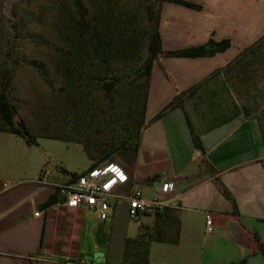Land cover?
<instances>
[{
    "label": "crops",
    "instance_id": "obj_1",
    "mask_svg": "<svg viewBox=\"0 0 264 264\" xmlns=\"http://www.w3.org/2000/svg\"><path fill=\"white\" fill-rule=\"evenodd\" d=\"M186 1L202 9L171 2L160 6L164 51L201 46L211 39L231 45L210 57L162 56L154 63L145 114L150 123L138 153L114 161L125 179L114 189L122 198L107 220L95 209L67 207L60 196L46 205L56 184L72 182L71 174L64 170V178L51 173L40 183L44 168L39 164L27 180L24 143L0 132L5 154L0 159V264H139L124 261L128 239L150 240L148 264H264V121L237 115L207 128L204 116L195 121L188 111L193 95L183 108L153 120L179 93L223 70L264 37V0L261 5H255L259 0ZM188 121L203 152L194 146ZM164 182L174 183L172 204L131 220L123 197L140 190L150 200ZM119 218L126 219L124 230ZM101 227L108 229L106 245H100ZM98 247L102 250L96 251Z\"/></svg>",
    "mask_w": 264,
    "mask_h": 264
},
{
    "label": "rangeland",
    "instance_id": "obj_2",
    "mask_svg": "<svg viewBox=\"0 0 264 264\" xmlns=\"http://www.w3.org/2000/svg\"><path fill=\"white\" fill-rule=\"evenodd\" d=\"M82 1L88 17H98V31L93 33L90 43L83 42V49L74 33L73 25L79 13L73 0H0V71L13 70L10 100L18 111L16 120L23 119L38 138V145L29 146L22 137L14 136L15 141L24 143L27 180L36 175L39 164H43V172L48 171L55 177L65 178L64 170L70 174L82 173L90 165L78 144L85 138L84 134L105 143L114 134L112 121L120 123L122 119L131 127L140 119L143 88L137 76L147 56L148 42L143 35L149 18L147 6L152 4L157 10L159 1ZM262 2L256 1L255 5ZM69 48L80 55L68 62L67 69L73 68L76 80L67 86L61 73L66 69L64 57ZM34 59L45 64L54 89L31 64ZM105 69L122 77V82L108 95L92 79ZM61 86L65 92H59ZM188 100L191 116L195 121L197 116H204L207 128L237 115L264 121V38ZM59 135L72 143L45 139ZM1 149L0 159L5 158ZM119 224L124 230L126 219L119 218ZM99 231L100 245H106L108 229L101 227ZM99 248L102 250L98 247L96 251ZM133 260L141 262L143 258Z\"/></svg>",
    "mask_w": 264,
    "mask_h": 264
},
{
    "label": "trees",
    "instance_id": "obj_3",
    "mask_svg": "<svg viewBox=\"0 0 264 264\" xmlns=\"http://www.w3.org/2000/svg\"><path fill=\"white\" fill-rule=\"evenodd\" d=\"M74 4L77 8L79 16L76 18L74 23V33L79 39L78 44L80 48H84V43L88 44L92 41L95 34L94 32L98 31V24L96 23L98 17L95 15L93 18H89L87 14V8L85 7L82 0H73ZM159 6L157 10L154 9V6L151 4L147 6L148 13V22L147 26L143 31V35L147 38V56L144 60V63L138 69L137 79L139 84L142 82L143 88V97H142V105L140 112V119L133 124L131 127L126 125V122L120 119V123L118 121H112V129L114 134L111 135V138L106 140L105 143H101L97 138H92L89 134L83 135V140L80 141V144L83 148V151L86 153L88 159L91 161V165L88 170L98 167L101 164L114 162L118 156H123L125 154L131 153L136 155L140 149L142 135L144 129L148 126L150 122L146 121V107L148 100V92H149V83L152 74V68L156 61H158L162 56L169 57H186V58H200V57H210L214 56L219 52L225 51L229 48L230 41L223 40L220 42H216L213 39L209 40L208 43L189 48L182 49L178 51H164L162 47L161 35H160V6L163 2H171L181 6H185L188 8L201 10L202 7L195 3L186 1V0H158ZM93 34V35H92ZM264 38V37H263ZM262 38V39H263ZM99 40V39H98ZM87 41H89L87 43ZM84 42V43H83ZM259 42V41H258ZM255 45V44H254ZM253 45V46H254ZM252 46L245 49L239 57H237L234 61L238 60L244 53L251 50ZM80 53L76 52L74 48H69L66 53L64 60L66 62L65 70H62V81L65 82V85H72L74 82H71L73 79V68L67 69L69 67L68 62H71L72 57ZM31 64L35 66L42 74L44 79L49 84V87L52 89L55 88L51 77L49 76L48 70L44 63L34 59L31 60ZM231 64V63H230ZM229 64V65H230ZM221 70L215 72L211 75L207 80H205L200 85L193 87L192 89L179 93L153 120H158L162 118L167 113L171 112L176 108H183L184 100L195 94L200 87H202L207 81H209L213 76L219 74ZM0 132L10 133L16 136L22 137L27 145L33 146L38 145V138H36L32 133L28 125L23 119L16 120L18 117V111L16 106L10 100V94L13 89L14 82V72L12 69H2L0 71ZM111 73L105 69L102 73H100L97 77H93V80L97 81V85L100 89L106 94H110L115 87L120 84L122 81V77L118 73ZM123 76V75H122ZM64 85V86H65ZM65 92V87H59V92ZM189 126L191 128V124L188 121ZM128 126V129H127ZM193 134V143L197 150L203 152L202 142L196 134ZM45 139L59 140L66 143H72L68 139H66L63 135L59 136H47ZM87 170V171H88ZM87 171L83 172L86 173ZM81 173V174H83ZM80 174L72 173V181L76 180ZM220 189L223 194L230 200H233L231 194L220 185ZM57 193L47 201L46 205H51L56 202ZM150 243V240L144 241L139 239H128L126 242V251L124 255L125 263L129 262H137L139 264H148V253L147 248ZM260 251L264 255V248L261 246ZM142 257L143 260L140 262L138 260H133V258Z\"/></svg>",
    "mask_w": 264,
    "mask_h": 264
},
{
    "label": "built area",
    "instance_id": "obj_4",
    "mask_svg": "<svg viewBox=\"0 0 264 264\" xmlns=\"http://www.w3.org/2000/svg\"><path fill=\"white\" fill-rule=\"evenodd\" d=\"M48 175V171L43 172L39 182L43 183V178H47ZM124 179L125 172L121 166L108 162L80 174L76 180L68 184H56L54 193L64 199L63 204L67 207L95 209L102 220H107L110 209L122 198L114 192V189ZM173 190L174 183L164 182L160 188L155 189L150 200L144 199L140 190H135L123 197L128 200L129 218L133 221H140L144 215L157 213L170 206ZM35 215L39 216L40 212ZM212 231V218L208 215L207 232Z\"/></svg>",
    "mask_w": 264,
    "mask_h": 264
}]
</instances>
